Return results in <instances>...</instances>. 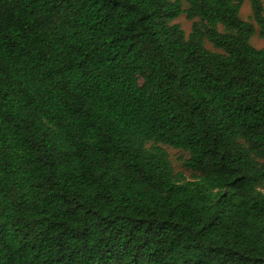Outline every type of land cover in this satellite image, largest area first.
Listing matches in <instances>:
<instances>
[{
    "label": "trees",
    "instance_id": "trees-1",
    "mask_svg": "<svg viewBox=\"0 0 264 264\" xmlns=\"http://www.w3.org/2000/svg\"><path fill=\"white\" fill-rule=\"evenodd\" d=\"M243 1L0 0V264H264Z\"/></svg>",
    "mask_w": 264,
    "mask_h": 264
},
{
    "label": "rangeland",
    "instance_id": "rangeland-1",
    "mask_svg": "<svg viewBox=\"0 0 264 264\" xmlns=\"http://www.w3.org/2000/svg\"><path fill=\"white\" fill-rule=\"evenodd\" d=\"M251 17H252V13H251L249 2L248 0H244L243 5L240 10V18L243 21H247L251 23L255 29V34L250 39V45L255 49H263L264 48V38L259 36L258 27L256 26V24L254 23ZM173 23L178 24L181 27V29L184 31L186 36L190 33L192 22L187 21L184 15L180 16ZM205 47L210 51L219 52L216 49H214L208 42L205 43ZM161 148H163L167 152L169 156V160L173 168V171H174V174L177 177L185 179L186 181L191 180L193 176L192 172L186 170V168L183 166L184 161L188 158V154L181 150H174L166 146H161ZM263 192H264V189H263Z\"/></svg>",
    "mask_w": 264,
    "mask_h": 264
}]
</instances>
